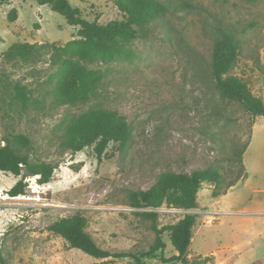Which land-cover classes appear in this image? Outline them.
<instances>
[{
    "label": "rangeland",
    "instance_id": "obj_1",
    "mask_svg": "<svg viewBox=\"0 0 264 264\" xmlns=\"http://www.w3.org/2000/svg\"><path fill=\"white\" fill-rule=\"evenodd\" d=\"M88 19L120 18L114 0H70ZM167 10L137 39L133 59L90 62L104 73L89 100L60 103L55 96L62 77L51 55L41 50L27 60L0 59V146L26 134L30 147L13 145L32 162H47L54 173L40 183L30 175L28 195L8 191L23 178L0 171V264H130L129 258L97 259L70 248L49 230L62 217L82 213L87 230L103 248L148 249L156 233L146 211L159 214V225L196 212L198 222L188 258L212 256L216 264H264V117L253 116L221 96L211 74L215 39L235 33L240 54L232 74L242 77L264 100V0H165ZM18 18L9 20L12 9ZM79 26L48 4L35 0L0 1V52L18 42L63 44ZM21 86L23 98L16 90ZM96 107L118 110L133 126L130 143H110L99 157L94 146L74 152L64 146L67 124ZM248 147L241 159V151ZM245 176L226 193L213 196L204 182L199 207H132V191L152 187L164 173L218 169L222 186ZM166 258L178 252L164 233ZM145 264L164 263L161 254Z\"/></svg>",
    "mask_w": 264,
    "mask_h": 264
},
{
    "label": "trees",
    "instance_id": "obj_2",
    "mask_svg": "<svg viewBox=\"0 0 264 264\" xmlns=\"http://www.w3.org/2000/svg\"><path fill=\"white\" fill-rule=\"evenodd\" d=\"M35 1L40 5L48 4L53 11L65 16L69 24L79 26L77 37L63 44L18 42L5 52H0V59L4 56L7 60H27L41 50L49 52L51 63L57 66L56 74L62 77L54 90L60 103L89 100L94 96L103 81L104 73L83 61L111 63L133 59L136 56L133 42L148 37L149 25L157 21L168 6L165 0H114L121 17L102 22L100 13L94 19H88L70 0ZM17 18L18 11L14 8L9 14V20ZM239 54L240 46L235 33L224 31L215 39L210 67L216 88L222 97L240 103L251 115L264 117V100L254 94L246 80L231 73L238 63ZM261 69L264 72V64ZM16 90L23 98H27L24 88L18 85ZM132 137L133 126L124 114L115 109L96 107L83 112L67 124L63 143L74 152L94 146L95 152L101 157L110 143H118L121 148H125ZM14 142L25 147L32 145L31 138L26 134H16L13 141L1 145L0 171L19 176L24 174L27 166L30 175H39L40 183L49 182L55 168L47 162H32L29 154L15 147ZM247 147L248 144L241 151L242 162ZM243 169L225 187L222 186L223 174L215 168L184 174L164 173L149 189L130 192L129 204L137 208H157L166 204L169 207L195 209L199 207L198 193L204 182L212 183L213 196L218 197L244 178L245 167ZM25 178L23 176L8 191L11 196L28 195L29 185ZM142 216L152 220V229L156 233L154 243L142 250L113 251L101 247L87 230V218L82 213L54 221L49 230L62 236L70 248L80 249L97 259L113 261L129 258L130 264H145L148 259H156L160 252L164 263H214V257L210 255H200L193 260L188 258L198 222L197 213H186L178 222L163 226L159 225L157 212L146 211ZM167 231L178 252L169 258L165 256L167 244L164 233Z\"/></svg>",
    "mask_w": 264,
    "mask_h": 264
},
{
    "label": "water",
    "instance_id": "obj_3",
    "mask_svg": "<svg viewBox=\"0 0 264 264\" xmlns=\"http://www.w3.org/2000/svg\"><path fill=\"white\" fill-rule=\"evenodd\" d=\"M23 176H24V177H28V176H30V171H29V169H28L27 166H25V168H24V174H23Z\"/></svg>",
    "mask_w": 264,
    "mask_h": 264
},
{
    "label": "crops",
    "instance_id": "obj_4",
    "mask_svg": "<svg viewBox=\"0 0 264 264\" xmlns=\"http://www.w3.org/2000/svg\"><path fill=\"white\" fill-rule=\"evenodd\" d=\"M193 213H196V212H193ZM194 238V237H193ZM213 264H216V261L214 260V263Z\"/></svg>",
    "mask_w": 264,
    "mask_h": 264
}]
</instances>
